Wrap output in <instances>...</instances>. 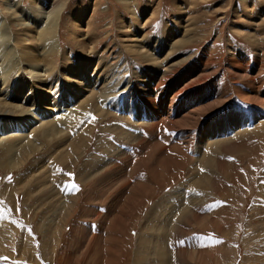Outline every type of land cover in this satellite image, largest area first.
Listing matches in <instances>:
<instances>
[{
    "label": "rangeland",
    "instance_id": "rangeland-1",
    "mask_svg": "<svg viewBox=\"0 0 264 264\" xmlns=\"http://www.w3.org/2000/svg\"><path fill=\"white\" fill-rule=\"evenodd\" d=\"M41 1L0 0V30L17 39L18 50L29 52L31 39L23 34L24 27L16 21L10 23L7 12L12 10L26 22H33L34 7ZM129 2L126 6L119 0L69 1L62 15L59 43L61 52L69 53L73 59L71 67L75 70L74 64L87 59L82 50L89 53L90 44H94L95 56H91L103 58L105 66L101 70L99 63H91L86 70L85 64L82 70L87 71L85 75L93 77L100 71L96 77L102 83L114 74L118 80L124 74L122 80L127 79L126 82L133 79L134 83L145 84L156 68L130 52L137 43L131 41L139 35L142 52L151 50L148 55L154 53L152 56L158 58L159 64L188 60L179 78L195 66L204 69L210 75L205 83L209 90L207 100L216 101L218 88L227 94L230 92L228 96L232 100L226 105L229 113L223 115L224 109H221L220 113L210 114L209 141L201 145V135L196 132L193 141L198 146L194 154L188 153L191 159L183 157L185 152L179 147L182 141L177 133L171 139L168 131L167 137L164 135V129L156 132L158 137L132 131L136 126L133 124L143 114L137 109L134 97L129 99L131 92L119 97L116 109H103L110 112L106 116H100L95 106L78 114L80 117L75 114L77 117L70 119L69 129H62L59 136L51 137L50 143L43 139L34 141L42 149L30 156L23 150L28 143L11 150L14 158L10 159L17 166L14 171L3 165L11 160L7 153L1 156L0 148V264H138L141 258L142 264H160L155 250L161 245L166 257L162 254L165 258L162 264H264V0ZM83 39L90 40L86 45L89 44L78 48L77 41ZM178 39L185 43L171 51L172 44L179 43ZM190 39L193 40L188 43ZM154 46H159L157 53L153 51ZM201 57H205L207 65L199 62ZM231 57L243 64L244 72L228 63ZM62 64L63 60H57V71L64 67ZM2 69L0 63V72ZM17 72L9 79L8 88L15 95L10 103L21 105L18 100L23 95L20 97L18 93L21 87L18 79L22 77ZM70 74L77 73L71 70ZM65 83L62 91L56 96L46 95L47 99L56 97L76 108L74 103H86L84 97L93 92L89 93L91 88L87 86L86 90L77 91L79 94L75 97L69 81ZM21 89L26 90V86ZM44 90L45 87L35 89L32 98L44 96ZM240 94L248 101H242ZM252 97L257 100L255 107L246 104ZM170 99L169 96L166 101L168 106ZM186 101L187 97L181 103ZM228 114L233 118L232 114L238 115L232 121H219L229 117ZM5 116L0 117V125ZM10 121L17 124L15 116ZM237 121L239 124L235 125ZM61 136L68 139L66 145L57 142ZM132 136L147 142L150 138L155 142L157 137V142L160 140L155 143L165 145L164 153L171 151L168 154L174 158L178 154L182 164L176 161L179 167L166 169L172 177L165 172L160 180L163 182L159 183L152 169L161 172V166L157 165L156 158L146 161L150 153L154 152L153 156L157 153L155 143L145 142L148 147H140L136 146L137 141L134 146L130 141ZM80 138L83 141H77ZM70 144L76 147L74 154ZM204 151H210L212 156L206 154L210 163L206 169L200 163V152ZM40 172L45 175L41 180L36 179ZM137 187L146 189L141 196L143 203L131 206L126 215L122 210L134 199ZM174 203L178 204L177 211L171 208ZM119 217L133 220V229L127 228V222L122 224L123 221H117V228H113ZM147 224L155 225L154 230H148ZM140 237L151 240L150 250L146 248L143 257L135 253Z\"/></svg>",
    "mask_w": 264,
    "mask_h": 264
},
{
    "label": "bare ground",
    "instance_id": "bare-ground-1",
    "mask_svg": "<svg viewBox=\"0 0 264 264\" xmlns=\"http://www.w3.org/2000/svg\"><path fill=\"white\" fill-rule=\"evenodd\" d=\"M69 1L70 0H42L41 3L36 2L38 4V6L34 7V10L36 11L35 20H32L33 22H29V23L26 22L24 19H21V17L18 16L14 11L11 10V12H7L9 15L8 17L10 19V23H12L13 21H16L19 25L24 27L23 31L26 30V32H24L23 34L26 36V39L30 37L31 44H30L29 52L26 51L27 49L25 51L21 50V49L18 50L17 45H19V42L17 41V39L14 40L13 37L9 36V34H8L9 32L7 33L6 30H2V29L0 30V63L3 65V69L0 72V95L3 97L5 95L4 99L0 98V117H2V116L4 117V115H6L5 116L6 118L1 119L3 121L1 122V125H0V148L2 150L1 156L3 157V154L7 153L6 156L9 158V160H11L12 157L14 158V155H12L13 152L11 150L19 149V147H23V146L27 145V143H28V145L25 146L23 148V150H25V153H29V156L32 155L31 154L32 152L35 153V152L39 151L40 149H42L41 146L35 145L36 143L34 144V141L36 142L37 139L38 140L43 139V140L47 141L48 143H50L51 137L53 138V136L54 137L59 136L58 132H62V129H65V130L69 129L68 127L70 125V119H72L73 117L79 116L78 114H81L83 111L89 110L93 106L98 108L97 112L99 113L100 116H102V115L106 116V114H110V112H105L106 110L103 111V109L106 108L108 111L111 108L116 109V107H117L116 102L119 100V97L122 94L126 95V93H124V92H131V95L129 94L130 95L129 99H131V96L134 97V99L138 105V106H136L137 109L139 111H141V113L143 114V117H140L139 119H137V123L135 121H133V122H135L134 124L132 123L133 125H136V126H133V129H132V131L134 133L140 132L142 135L148 134L151 136V134H152V136H153L155 134L157 136L158 134L156 132H159L158 130H160V129H161V131L164 129V132H165V133L163 132L164 135L167 137L166 131H168L170 133L169 135H170L171 139H172L171 136H173V134L177 133V136H179L178 137L179 141H182V143H179V147H181V149H183L182 151L185 152V155L183 154L184 155L183 157H188V153L189 152L192 153L193 150L195 149L197 143H195V141H193V136L195 135L196 132L200 133V135H201L200 136V144L205 145L207 143L206 141H209L208 140V134L211 130V127L209 126V123H208V121L210 119L209 116L211 113H216L218 111H219L218 113H220L221 109H224L222 111L223 115L226 113H229L226 111L227 110L226 105L229 102H231V100H232L231 97L228 96V94L230 92L227 94L226 91L223 90V92H222L221 89L218 88L219 95L216 96L218 98H216V101L214 103H210L207 100V99H209V97H208L209 90H208V88H206L208 86L205 84L207 81H209L210 75L209 74L207 75L206 72L204 71V69H197V66H195L196 68L193 66L194 70L187 71L184 74L185 77L179 78V75L181 74L182 70L185 67H187L186 63L188 62V60L187 59L186 60H180V61L178 60L175 62L167 61L162 65L159 64L158 58H155L152 56V55H154V53L151 55H148V53L151 50H149L145 53L142 52L143 46H141V43H139L142 40H138L139 38L137 39V37H139V35L137 37H135L136 39H133V41H131V42H135V43L137 42L134 46L131 47V49L134 48L135 50L134 51H130L129 49L128 50L131 53L134 52L135 55L140 56L141 58H144L148 63L155 65V68H156V70H153L154 72L149 76V78H147L145 84H138L137 82L134 83L135 80L133 81V79H130L129 82H126L127 79L122 80L123 77L125 76L124 74H123V77L121 75H119V77L121 76V78L119 80H118V76L116 74H114V75H112V77H109L107 80L103 81L102 83H99V80L96 77V75L100 71H98V73L95 76H93V77H96L95 80L92 79L93 78V77H91L92 74L88 75V76L85 75L87 73V71L82 72L83 66L85 64L87 65L86 70H87V68H89L91 66V63H94V64L99 63L101 70L105 66V64L103 63V61H104L103 58L98 59L97 57L91 56L92 54L93 55L95 54L94 50L96 49V46H94V44L93 45L90 44L91 50L89 53H84L82 50V53L84 55H86L87 59L83 58V60L81 62H79V63L76 62L77 64H74V65H76V69L74 70L71 67L73 62H74L73 59L70 58L69 53L65 52V54H63L61 52L62 49L60 48L61 45L59 43L62 15L66 10ZM119 1L126 6L130 5V2H129L130 0H119ZM180 8H182V6H180ZM15 10H17V9H15ZM29 29H30V31H29ZM187 32H189V31H187ZM18 38H20V37H18ZM30 39L28 41H30ZM142 39H144V38H142ZM13 40H14V42H12ZM169 40H167V41H169ZM178 40H180V39H178ZM192 40L193 39H190V42H188L187 40L186 41L188 43H191ZM25 41H27V40H25ZM87 41H90V40L83 39L82 41H77L78 42V45H77L78 48H80V46H83V47L87 46L89 44L88 43L86 45ZM20 42H22V41L20 40ZM178 42L179 43H173L172 44L173 48L171 51H173V49H175L174 51L179 49V47H181L185 43V40H180ZM13 44L15 45V48L17 50L15 48H13ZM142 45H146L145 42L144 43L142 42ZM158 48H159V46H154L153 51L155 52V50ZM159 50L161 51V49H159ZM19 51H20V53H19ZM157 52L158 51H156L155 53H157ZM142 55H144V56H142ZM58 57L60 60H63L62 66H64L60 71H57V66H56L57 60H59V59H57ZM53 58L55 61L52 60ZM167 59L169 60V58H167ZM236 59H234V57H231V58H228L227 60H228L229 64L233 65V67H236L238 70L243 71L244 70L243 64H241ZM95 60H97V61L95 62ZM199 62L202 63V65H205L206 64L205 57L199 58ZM84 69H85V67H84ZM107 69L109 70V68H107ZM71 70L75 71L77 74L75 76L71 75L70 74ZM17 71L21 72L20 75L22 78L18 79V80H20L21 87L23 85L26 86V90L22 91V89L20 87V89L18 91V93H20V97H21V93L23 95L22 99L18 98L19 99L18 101H20L21 105H18V104L14 105V104L10 103V100H12L15 95H13L14 92L8 88L9 79H11L13 73H15ZM61 78H63V79H61ZM67 80L69 81V88L70 87L72 88L71 92H72V94L74 93L73 95H75V97L77 96V94H79L81 92V90H86L87 86H89L88 88H91V90H88L89 93L93 91L92 93H90V96L86 95L84 97L87 100L86 103L81 104V103L76 102L73 104L76 106V108H72L73 106L72 107L67 106L63 101H61V100L58 101V98H56V97H54V100L51 99V97L50 98L48 97V99H47L48 95L56 96V94L58 92L62 91L63 88L66 86L65 81H67ZM153 82H155V83L152 85ZM5 84H6V86L4 87V89H2L1 86H4ZM100 86H101V88L99 89ZM44 87H45V90L42 91L44 96L39 97V99H37L35 97L32 98V95H35V92H36L35 89L43 90ZM1 90L4 92H1ZM169 96L171 97V99H170L171 101L169 102V103H171L170 106L166 105V103H167L166 101H167ZM240 96H241L240 98L242 99V101L247 100V99H245L246 97L244 95L240 94ZM75 97H74V99H75ZM186 97H187V101L181 103L182 99L186 98ZM252 98H249V99H251L250 101L252 103L251 102L246 103L248 100L244 103H246L247 105L249 104V105L255 107L257 100L255 98H253V99ZM27 99H29V100H27ZM70 101L73 102L72 99ZM258 101H259V99H258ZM53 102H54V104H52ZM260 102H262V101H260ZM260 102H257V103L259 104ZM182 104H183V106L181 107ZM262 104H263V102H262ZM66 107H69V108L65 109ZM3 110H6V111H3ZM7 110H10V112ZM45 113H48L47 117L44 116ZM228 115H229V117L220 118L219 121H221V122H224L225 120L232 121V119H235V117L238 114H232V115H235L234 118L231 117V114H228ZM12 116L13 117L15 116L17 118V121H16L17 124L16 125L12 124V122L10 121V118ZM126 119L129 120L128 118L125 117V120ZM240 121H242V120H240ZM206 122H207V124L203 125V123H206ZM237 124H239V121H237V123H235V125H237ZM12 125H14V126H12ZM57 126H61V127L63 126V128L57 127ZM137 127H140V129ZM196 128H198V129L196 130ZM232 133H233V131H232ZM132 137H130L131 138L130 139L131 144H134V146H135V144L138 141V144H136V146L140 145V147H141V145L147 146V144H145V142L146 143H152V144L157 142L156 138L158 136L156 138H154L155 142H153V138L151 139L150 137H149L150 141H148V142H147V139L145 141V140H142L138 137L139 140H135L134 138H136V137L134 136L133 139H132ZM202 137H205V139H202ZM60 138H62V136ZM60 138L58 139L59 141L56 139L57 142H59V144L61 146L63 145V143L66 145V141H68V139L66 137H64L66 139H64V138L60 139ZM83 139L84 138H80L77 141H83ZM159 140L160 139H158V142H159ZM179 141H177V142H179ZM134 142H136V143H134ZM32 143L34 144L33 148L31 146ZM162 144H164V143L162 142ZM129 145H130V143H129ZM29 146H31V148H28ZM164 146H161V145L155 143V146H153V147H155L154 151L155 152L157 151V153L154 156H153L154 152L150 153L149 157L147 158L148 160L146 159V161H149V159L151 160L152 158H156L155 160H157V165L161 166V172H159L158 169H156V170L152 169V171L155 174V176L157 177V180L159 183L163 182L160 180L163 177V173L165 174L166 169H172L174 167H179L180 164L178 162H180L179 160L182 159L181 157L178 156V154H177L176 158H174V155H173V157H170L172 155L168 154V153L171 151H169L167 154H165L164 153V151H165ZM70 147L72 148V153L74 154L76 151L74 152L73 149L75 150L76 147L74 146V144L72 146L70 144ZM153 147H151V148L153 149ZM166 147H167V145H166ZM178 151L180 152V148L178 149ZM193 154H194V152H193ZM206 154H207V156L212 158L210 151H206V152L204 151V153L200 152V155H202L200 163H202V167L205 169L208 168V166L210 164V163H208V159H207ZM4 157H5V155H4ZM188 158H190V157H188ZM125 159H127V158L125 157ZM125 159H123V160H125ZM123 160H122V162H125ZM138 160H140V159H138ZM5 161L7 162V160H5ZM12 161H14V160H11L8 163L3 164L7 170L14 171L17 169V166H13ZM143 161L145 162V160H143ZM176 161H178V162H176ZM126 162H127V160H126ZM181 162H182V160H181ZM142 164H144V163L142 162ZM41 173L42 172L37 174L36 179L39 178L41 180L43 177H45V175L41 174ZM166 173L169 174V177H172V176H170L171 175L170 172H166ZM202 173H204V172H202ZM29 179H31V177ZM36 181H38V180H36ZM168 182H170V181L168 180ZM145 192H146L145 187H137L134 190V196L132 197L134 199L133 200L130 199L129 204L128 203L126 204L127 209L124 210V208H123L122 211H125L126 215H128L127 213L130 211L131 206L135 205L136 203H138V205L142 204L143 202L141 201V196L144 195ZM134 200H136V201H134ZM177 205L178 204L175 205V203H174V205H172V207H171L172 210L175 209L177 211V207H178ZM163 208L166 209L167 207H163ZM123 214H125V213H122L121 215H123ZM153 214H154V212H153ZM171 219H173V218H171ZM117 221H121V222L123 221L122 224H125L127 222V224H128L127 228H130V227L132 228V226H134L133 220H125L123 217H119L113 223V228H117L116 227ZM154 222H156V221H154ZM162 222H163V220H161V223ZM147 225H148L147 226L148 230H151V231L154 230L153 227L155 225H151V226H150V224H147ZM179 226H182V225L179 224ZM159 229H161V228H159ZM148 230H146V231H148ZM110 241L112 242V239H110ZM94 246H96V245H94ZM150 246H151V240H149V237L138 238L137 248H136V252H135L136 255L138 257H143L145 249L146 248L148 249ZM153 246H154V244H153ZM92 248H94V247H92ZM96 248H97V246H96ZM163 249L164 248L161 245L160 248H156V250H155V253H157L156 255L158 257L157 261L160 264H162V259H163L162 254H163V256L165 254V251ZM148 250H150V249H148ZM111 253H113V252L111 251ZM100 254L101 253H100V248H99L96 255L99 256ZM143 261H144V259L141 258L137 263L142 264Z\"/></svg>",
    "mask_w": 264,
    "mask_h": 264
}]
</instances>
